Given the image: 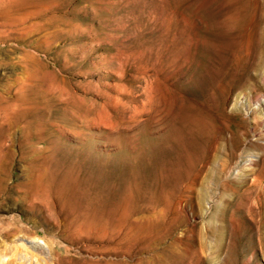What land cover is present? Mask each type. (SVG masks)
<instances>
[{"label": "rangeland", "instance_id": "obj_1", "mask_svg": "<svg viewBox=\"0 0 264 264\" xmlns=\"http://www.w3.org/2000/svg\"><path fill=\"white\" fill-rule=\"evenodd\" d=\"M12 219L0 264H264V0H0Z\"/></svg>", "mask_w": 264, "mask_h": 264}, {"label": "bare ground", "instance_id": "obj_2", "mask_svg": "<svg viewBox=\"0 0 264 264\" xmlns=\"http://www.w3.org/2000/svg\"><path fill=\"white\" fill-rule=\"evenodd\" d=\"M1 109H2V107H1ZM4 110V109H3ZM3 112V111H2ZM5 113V112H4ZM3 116V115H2ZM1 116V117H2ZM7 116V115H6ZM11 140V139H10ZM23 222L21 221V220H15V219H12L11 221H8L7 223H1L0 224V237H2V238H7V237H9V236H11V235H13L15 232H17V231H22V230H24V228H23V224H22ZM22 224V225H21ZM51 230V229H50ZM81 235V234H80ZM3 241V240H2ZM16 248H18V247H16ZM21 248V247H20ZM37 248V247H36ZM35 248V249H36ZM16 250L17 249H15V252L14 253H12V254H10V256L8 257L10 260H8V264L9 263H11L12 261H15L16 259H17V257H18V255L17 254H19L20 253V250H19V252H18V250H17V252H16ZM39 251H41V249L39 250ZM22 254V253H21ZM20 254V255H21ZM39 254H40V252H39ZM3 256V255H2ZM21 257V256H20ZM55 257V256H54ZM21 259H23V257H21ZM24 260V259H23ZM45 261V260H44ZM50 262V261H49ZM45 263V262H44ZM47 263V262H46ZM57 263V262H56ZM48 264H51V263H48Z\"/></svg>", "mask_w": 264, "mask_h": 264}]
</instances>
